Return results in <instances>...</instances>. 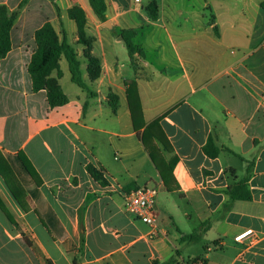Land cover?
I'll list each match as a JSON object with an SVG mask.
<instances>
[{"label": "crops", "instance_id": "obj_1", "mask_svg": "<svg viewBox=\"0 0 264 264\" xmlns=\"http://www.w3.org/2000/svg\"><path fill=\"white\" fill-rule=\"evenodd\" d=\"M22 1L0 0L16 14L0 58V156L13 175L7 184L0 174V264H264V0H105L104 22L89 0ZM46 23L75 49L87 86L62 56L50 78L67 102L55 107L28 72ZM123 31L143 58L129 56ZM86 49L100 63L95 80ZM154 121L168 151L140 140ZM209 141L215 156L203 151ZM242 180L251 198L232 199L228 187ZM138 187L157 191L154 235L124 209Z\"/></svg>", "mask_w": 264, "mask_h": 264}, {"label": "trees", "instance_id": "obj_2", "mask_svg": "<svg viewBox=\"0 0 264 264\" xmlns=\"http://www.w3.org/2000/svg\"><path fill=\"white\" fill-rule=\"evenodd\" d=\"M27 0H23L20 6L24 5ZM89 4L91 6L93 14L96 16L98 20L104 22L105 12H106V3L105 0H89ZM149 13L153 19L156 18V6L155 4H151L149 7ZM69 16L76 22L78 33H79V43L88 47L89 42L85 40L84 37V26H85V15L83 11L77 7H73L69 10ZM16 20V14H9L5 7H0V58L3 57L10 48L9 43V33L11 28L14 25ZM216 31V29H215ZM135 33L133 31H123L120 34L122 41L124 42L129 56L133 58L134 54H137L140 58L144 57V51L133 43V38ZM36 41V50L31 58L30 64L28 66V72L31 77L32 87L34 91H38L41 89H45L47 91V99L50 107H55L58 105H62L67 102L66 96L63 94L61 88L59 87L56 79L50 78V73L53 70L58 69L59 59L63 56L69 67V72L71 75V80L81 89H87L85 82L82 79L81 69H80V61L77 58V54L75 49L67 42L65 34L63 33V37L59 40L56 32L52 28L49 23L43 25L35 34ZM85 59L87 61V73L91 80H95L98 78L100 73V63L99 61L89 56L88 50H85ZM127 97L129 103V110L131 112L133 125L136 115L141 119L142 111L139 104V97L137 93L136 86L134 82L129 84L127 90ZM109 103L113 108L115 105V98L113 96H109ZM141 142L143 145L148 146V141H153L154 139L161 144L164 150L169 149V145L166 142L165 136L160 129L157 121L152 122L147 125L141 135H139ZM209 146H211V142L209 141L207 145L203 147V151L209 156H215L218 154L219 150H215L213 153H210L208 150ZM228 151V150H227ZM154 159V155L151 156ZM21 158L22 164L30 176L39 183L36 173L34 172L30 163ZM92 174L95 178L100 179V175L94 170H91ZM0 174L4 177L7 184H10L13 179V175L11 173L10 168L8 167L5 160L0 156ZM227 193L230 195L232 199H243L249 200L250 193L247 190L245 181H238L233 185L229 186L227 189ZM207 223L203 224V227L206 228ZM184 239L196 241L199 239L198 234H189L186 235ZM199 258H195L192 261H197ZM175 261L174 258H171L165 264H171Z\"/></svg>", "mask_w": 264, "mask_h": 264}, {"label": "built area", "instance_id": "obj_3", "mask_svg": "<svg viewBox=\"0 0 264 264\" xmlns=\"http://www.w3.org/2000/svg\"><path fill=\"white\" fill-rule=\"evenodd\" d=\"M134 1L140 2V0ZM156 192L153 187H138L124 196V209L151 227L153 235L156 234V214L154 211ZM250 236H253L252 230H247L236 236L235 240L241 241Z\"/></svg>", "mask_w": 264, "mask_h": 264}, {"label": "water", "instance_id": "obj_4", "mask_svg": "<svg viewBox=\"0 0 264 264\" xmlns=\"http://www.w3.org/2000/svg\"><path fill=\"white\" fill-rule=\"evenodd\" d=\"M105 24H106V26H109V23L107 21L105 22Z\"/></svg>", "mask_w": 264, "mask_h": 264}]
</instances>
